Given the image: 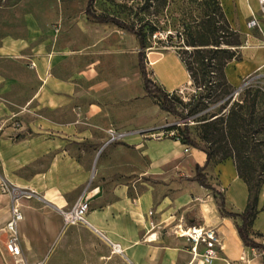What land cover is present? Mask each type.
Segmentation results:
<instances>
[{
    "label": "crops",
    "instance_id": "obj_1",
    "mask_svg": "<svg viewBox=\"0 0 264 264\" xmlns=\"http://www.w3.org/2000/svg\"><path fill=\"white\" fill-rule=\"evenodd\" d=\"M239 4L236 9L224 12L242 43L243 38L246 39L238 49V59L230 61L224 68L226 82L232 88H237L252 75L259 77L256 84H264V47L262 41L261 46L255 45L257 38H253L251 30L245 27L250 14L257 12L256 1L239 0ZM260 31L264 36V20H260ZM31 42L0 31V58L14 60L20 69L35 76V81L41 85V98L47 101L46 108L63 110L71 119L46 125L47 130L64 138L55 146L42 142L41 155L35 152L32 156V159L46 163V170L34 172L25 180L9 181L17 188L33 193L28 199L15 201L22 217L17 225V235L26 264L38 261L42 264H199L197 259L190 258L189 244L172 234L174 226L179 224L216 230L220 251L212 264H262L263 254L241 244L234 221L218 213L212 196V191L220 192L226 205L238 212L244 209L246 187L235 170L231 172L230 165L231 178L227 182L220 174H208L207 169L217 165L208 164L203 173L209 189L201 187L192 180L194 166L202 167L205 162L201 152L188 149V153L183 154V145L176 140L153 141L134 134L161 127H152L153 116L146 111L130 116L128 110L104 111L91 99L85 100L86 104H82L85 107L76 104L90 92H75L71 85L78 79L85 83L89 81L95 75L93 69L99 68L98 71L103 72L98 60L85 61L70 75L64 68L63 72L60 70L62 75L53 74L54 62L59 68L65 58L63 50L58 49L55 55L47 49L34 51L30 49L32 46L29 47ZM26 59L33 68H29ZM154 62L149 60V64ZM121 80L122 77L113 98L117 104L130 99L129 86ZM34 97L35 93H32L28 100ZM96 98L105 103L110 101L105 96ZM129 117H136L138 123L130 124ZM107 130L125 136L118 143L106 145L104 134ZM65 139L73 140L70 141L72 146L65 147L68 142ZM127 144L133 145L135 161L130 160ZM83 145L90 147V153L82 149L80 152L71 150ZM100 149L91 174L90 165ZM225 162L232 165L230 160L220 163ZM135 164L138 166L134 169ZM222 170L226 172L227 165H223ZM89 174L91 179L87 182ZM236 180L243 184L242 194L235 195L230 190ZM263 192L264 184L258 193V212L249 231V238L260 245L264 244V204L260 205ZM78 199L87 204L85 224L62 226L58 211L69 210ZM9 205V198L0 195V264H12L3 231ZM110 245H118L119 252H113Z\"/></svg>",
    "mask_w": 264,
    "mask_h": 264
},
{
    "label": "rangeland",
    "instance_id": "obj_2",
    "mask_svg": "<svg viewBox=\"0 0 264 264\" xmlns=\"http://www.w3.org/2000/svg\"><path fill=\"white\" fill-rule=\"evenodd\" d=\"M218 1L223 12L225 10L229 12L240 5L239 0ZM244 3L242 4L244 5ZM86 4L87 0H0V31H6L13 37L21 36L24 41H32L29 47L32 46L30 49L33 48L34 51L47 49L55 55L58 49L63 50L65 58L60 62L59 68L56 66L58 64L54 62L51 67L53 74L62 75L60 70L63 72L64 68L67 75H70L72 71L78 69V65L85 61L98 60L99 67L102 68L103 72L98 71L99 68L93 69L95 75L89 81L87 80L85 83L78 79L77 82L72 83L71 87L75 92H90L85 94L76 104L83 106L82 104H86L85 100L91 99L96 102L98 108L104 111L128 110L130 116L135 112L146 111L153 116L154 124L152 127H161L148 133L141 131L138 133L137 131L134 134L142 137V139L157 141L150 135L160 133L164 128L170 126H178L179 121L159 110L157 100L146 96L144 93L137 70L136 53L138 47L135 39L109 23L91 21L87 16ZM121 6V0H93L88 11L96 15L115 16L126 21L125 11L122 10ZM250 33L253 38H257L255 45L261 46V34L257 30H251ZM243 39L242 44L244 45L246 39ZM153 40L151 39V41ZM151 46L152 48L159 47L156 43H151ZM152 48L145 51V61L149 64V60L150 62H153L154 58L157 60L148 66L146 63L145 70L148 78L166 92L183 88L176 91V95L183 102H186L193 95L194 89L189 82L187 84L188 77L183 65L173 51ZM27 61L29 68H33L30 60L26 59V63ZM22 63L24 65L25 61ZM19 67V64L17 65L14 60H10L8 57L0 58V178L8 182L25 180L34 172H44L47 168L46 163H41L39 159L34 160L32 156L35 152L39 156L41 155L42 142L55 146L58 140H64L56 132L47 130L46 125L71 119V117L64 115L63 110L60 112L57 108L48 110L46 108L47 101L41 98V85L35 81V76H30L28 72ZM120 77L123 79L121 80L122 83L126 82L129 86L127 92L130 99L125 103L117 104L113 98H115V87L119 86ZM253 77L255 76L252 75L247 78ZM102 81L105 83L102 84ZM253 85L257 86L256 83ZM256 86L254 87L256 88ZM237 88H232L234 97L245 89L243 87L235 95ZM32 93H35V97L28 100ZM100 96H105L110 101L106 100V103L100 101L96 98ZM129 123L136 124L138 119L129 117ZM107 131L104 134L106 141L110 139ZM123 138L114 139L106 145L118 143ZM65 141H68L65 147L72 146L70 141L74 142L67 139ZM125 146L130 150V160L134 159L135 161L136 158L132 154L133 145L127 144ZM81 149L89 153L91 150L88 145L75 147L71 150L80 152ZM101 151V149L98 151L92 165H90L91 174L95 167L96 158ZM228 163L210 166L207 172L208 174L211 172L220 174L228 182L231 178L228 165L232 168L231 172L234 171L233 166ZM223 165H227L226 172L225 170L221 171ZM137 166L135 164L134 169ZM182 170L184 171V169ZM91 174H89L87 182L90 181ZM230 190L234 191L235 195L242 194L244 191L243 184L236 180L235 183L231 184ZM262 204H264V192L260 199V205ZM225 206L227 209L238 212L226 205V202Z\"/></svg>",
    "mask_w": 264,
    "mask_h": 264
},
{
    "label": "trees",
    "instance_id": "obj_3",
    "mask_svg": "<svg viewBox=\"0 0 264 264\" xmlns=\"http://www.w3.org/2000/svg\"><path fill=\"white\" fill-rule=\"evenodd\" d=\"M121 1L126 21L90 13L93 0H87V16L95 23H109L135 39L144 93L157 100L159 110L179 121L178 126L162 130V139L172 132L169 138L205 156L202 167L194 166L192 180L209 189L204 168L225 160L232 162L236 176L246 187L244 209H227L220 192L212 191V196L218 213L234 221L241 244L260 251L264 264V244L249 238L258 212V193L264 184V96L258 87H248L234 97L224 76L225 66L239 57V35L230 27L218 0ZM151 43L159 47L152 48ZM150 48L175 53L194 89L186 102L148 78L145 51Z\"/></svg>",
    "mask_w": 264,
    "mask_h": 264
},
{
    "label": "built area",
    "instance_id": "obj_4",
    "mask_svg": "<svg viewBox=\"0 0 264 264\" xmlns=\"http://www.w3.org/2000/svg\"><path fill=\"white\" fill-rule=\"evenodd\" d=\"M257 6L256 14L251 13L248 20L245 23L247 30H257L260 34V20H264V0H255ZM262 37V46L264 47V36ZM32 66V65H30ZM259 77L246 78L242 81L241 85L237 88L235 95L243 87H254L253 85L256 82V79ZM264 78V76H262ZM253 80H255L253 82ZM251 83H253L251 85ZM261 93L264 96V84H257ZM108 135L110 139L107 141L110 142L114 139H120L125 136L124 133H116L108 130ZM163 131L155 135H150L151 138L155 140H161ZM173 133L169 132L166 134L165 138L172 137ZM188 147L183 145L182 153H188ZM0 195H6L9 198V213L8 218L3 226V231L5 233V248L8 255L11 258L12 264H26L24 259L21 256L19 248V238L17 235V225L21 221V213L15 204V201L18 199H28L33 196L31 191L20 189L13 186L8 181L0 178ZM87 211V204L85 201L78 199L72 207L67 211H58L62 226H71L76 224H85L84 214ZM150 215V213H148ZM149 226L153 228V225L149 223ZM172 234L179 238L184 239L186 243L189 244L188 254L190 255L191 260L197 259L199 264H212L218 258V252L220 251V241L218 234L215 229L211 227H202V226H174V231ZM113 252H119L118 245H110ZM34 264H42V261H38Z\"/></svg>",
    "mask_w": 264,
    "mask_h": 264
},
{
    "label": "bare ground",
    "instance_id": "obj_5",
    "mask_svg": "<svg viewBox=\"0 0 264 264\" xmlns=\"http://www.w3.org/2000/svg\"><path fill=\"white\" fill-rule=\"evenodd\" d=\"M149 56V55H148ZM151 57V56H150ZM153 62H154V60H153ZM152 63V62H151Z\"/></svg>",
    "mask_w": 264,
    "mask_h": 264
},
{
    "label": "water",
    "instance_id": "obj_6",
    "mask_svg": "<svg viewBox=\"0 0 264 264\" xmlns=\"http://www.w3.org/2000/svg\"><path fill=\"white\" fill-rule=\"evenodd\" d=\"M236 91H237V89H236ZM236 91H235V92H236Z\"/></svg>",
    "mask_w": 264,
    "mask_h": 264
}]
</instances>
